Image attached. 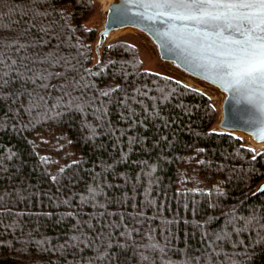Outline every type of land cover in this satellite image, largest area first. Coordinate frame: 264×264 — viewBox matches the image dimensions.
Returning a JSON list of instances; mask_svg holds the SVG:
<instances>
[{"label": "trees", "instance_id": "trees-1", "mask_svg": "<svg viewBox=\"0 0 264 264\" xmlns=\"http://www.w3.org/2000/svg\"><path fill=\"white\" fill-rule=\"evenodd\" d=\"M95 7L0 0V264H264V150Z\"/></svg>", "mask_w": 264, "mask_h": 264}, {"label": "snow or ice", "instance_id": "snow-or-ice-1", "mask_svg": "<svg viewBox=\"0 0 264 264\" xmlns=\"http://www.w3.org/2000/svg\"><path fill=\"white\" fill-rule=\"evenodd\" d=\"M122 9L134 20L150 24L161 46L187 52L219 87L264 116V0H123ZM25 47L20 44L17 50ZM256 135L264 139V126Z\"/></svg>", "mask_w": 264, "mask_h": 264}, {"label": "water", "instance_id": "water-1", "mask_svg": "<svg viewBox=\"0 0 264 264\" xmlns=\"http://www.w3.org/2000/svg\"><path fill=\"white\" fill-rule=\"evenodd\" d=\"M122 5L123 0H107L103 7L102 22L99 28L95 30L96 34L92 42V56L96 60L100 59L102 49L111 44L107 43L111 32L115 34L124 30H131L140 34L152 49L150 52L158 66L163 68L164 65H168L187 81L198 82L219 94V107L216 109L217 118L213 124L215 131L237 137H240L239 135L246 136L254 146L255 143L264 141V139H258L256 135L264 126L262 125L264 116L255 106L238 98L231 91H225L219 87L208 70L201 67L200 62L187 52L170 45L161 46V40L155 34L153 27L146 22L131 18L123 11ZM144 45L147 47L145 43ZM250 148L252 149V147ZM262 150H264L263 147ZM256 190L264 191V178L258 183Z\"/></svg>", "mask_w": 264, "mask_h": 264}, {"label": "rangeland", "instance_id": "rangeland-1", "mask_svg": "<svg viewBox=\"0 0 264 264\" xmlns=\"http://www.w3.org/2000/svg\"><path fill=\"white\" fill-rule=\"evenodd\" d=\"M95 1H96L95 11L87 19L86 26L90 27V28H94L96 30L99 28V26L102 22L103 7H104L105 3L107 2V0H95ZM119 35H120V37H119ZM117 40H124V41L130 42L136 46L144 68L151 70V71H155V72L164 74V75H167V76H171V77L183 82L184 84H187L191 87L199 89L200 91L204 92L205 94H207L209 96V98L211 99V101L214 104L216 109L219 107V100H220L219 94L216 93L215 91L211 90V88L204 86L198 82L187 81L184 77L177 74L176 71L169 68L168 65H164L163 68L158 66L157 62L155 61V59L152 55V53L150 52L152 49L150 48V46H148L149 44L146 42L145 38L143 36H141L140 34H136L135 32H133L131 30H124V31L115 33L108 40L107 43L108 44L113 43ZM144 43L147 45V47H145ZM93 59L96 61L95 57H93ZM239 136L241 137V139L243 140V143L246 146H248L249 148L252 147L253 151H255V152L261 151L262 147H256V146L252 145L248 137L243 136V135H239Z\"/></svg>", "mask_w": 264, "mask_h": 264}, {"label": "bare ground", "instance_id": "bare-ground-1", "mask_svg": "<svg viewBox=\"0 0 264 264\" xmlns=\"http://www.w3.org/2000/svg\"><path fill=\"white\" fill-rule=\"evenodd\" d=\"M114 35V33L113 32H111L110 34H109V38H111L112 36ZM118 37V36H117ZM119 37H120V35H119ZM250 143V142H249ZM252 146V145H251ZM255 146H257V147H263L264 148V141H262V142H259V143H255Z\"/></svg>", "mask_w": 264, "mask_h": 264}]
</instances>
